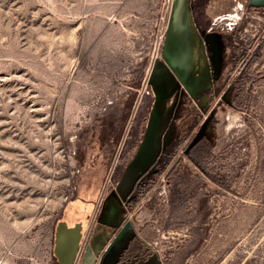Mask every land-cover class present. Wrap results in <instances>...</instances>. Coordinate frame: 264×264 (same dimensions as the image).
Here are the masks:
<instances>
[{"label":"rangeland","instance_id":"374dc122","mask_svg":"<svg viewBox=\"0 0 264 264\" xmlns=\"http://www.w3.org/2000/svg\"><path fill=\"white\" fill-rule=\"evenodd\" d=\"M247 1L0 0V264H59L61 220L82 223L85 264L104 199L137 182L131 262L186 240L190 264H264V6Z\"/></svg>","mask_w":264,"mask_h":264},{"label":"crops","instance_id":"0c3cea01","mask_svg":"<svg viewBox=\"0 0 264 264\" xmlns=\"http://www.w3.org/2000/svg\"><path fill=\"white\" fill-rule=\"evenodd\" d=\"M248 3L251 6H264V0H248ZM232 221L236 224V220L232 219L231 213L229 219L230 225ZM130 222L131 220L127 217L125 227L110 240L109 229L103 225L99 226L89 243L85 264H190L193 260H200L201 255L205 256V254L199 251L200 248H198V251L195 248L189 250V241L185 240L176 250L173 249L165 255L157 249L155 252H150V255L131 262V259L136 254L144 251L145 246L143 242L145 241L135 232L134 228L130 227ZM218 225L221 227L222 220L218 222ZM150 241L156 242L155 239H151ZM79 260L78 257L76 262H80ZM227 260V258L224 261L220 259L217 264H225ZM229 261H232V257H230Z\"/></svg>","mask_w":264,"mask_h":264},{"label":"flooded vegetation","instance_id":"af4514ba","mask_svg":"<svg viewBox=\"0 0 264 264\" xmlns=\"http://www.w3.org/2000/svg\"><path fill=\"white\" fill-rule=\"evenodd\" d=\"M248 5H249V3H248ZM251 8H253V6H251ZM234 32L235 31L226 32V33H229V35L232 36L233 38L226 36L224 39L232 47L237 48V42L234 40V35H233ZM253 53H254V51L249 55V57L252 56ZM254 55L258 56L257 53H254ZM247 61H248L247 63L252 62V61H249L248 59H247ZM237 62L238 61H236L235 63H237ZM195 148L196 147H193L192 149L187 148L185 151L186 154L189 156L192 153V151L195 150ZM164 152L167 155V161L174 157L175 152H176V146H175V140L174 139L171 140L166 145V147L164 148ZM198 164H200V161L198 162ZM139 184H140L139 182L136 183V185L134 186L133 190L129 194L126 201H124L115 191H112L107 195V197L104 199V202L101 205V208L98 211L99 213L97 215V220L94 223V225L92 226L91 231L89 232L90 233V241H91V238L94 235L95 231L97 230V228L101 225L106 226V228L109 229V240L112 237L116 236L120 232V230L125 227L127 217H128L129 208H131V206H133V204L139 199V197L141 196V193H142V192L138 191L141 189V188H139ZM82 238H83V236H82ZM90 241H89V243H90ZM80 250H81V247H80ZM80 250H79V253H80ZM138 259L139 258H137L136 260H138Z\"/></svg>","mask_w":264,"mask_h":264},{"label":"water","instance_id":"95a60500","mask_svg":"<svg viewBox=\"0 0 264 264\" xmlns=\"http://www.w3.org/2000/svg\"><path fill=\"white\" fill-rule=\"evenodd\" d=\"M188 14L186 22H188ZM165 49V59L169 66L176 72L177 76L186 84L189 90L188 83L183 80L181 76L183 70H178L176 63L171 59L169 51ZM82 228L81 222L76 223L74 226H69L67 221L61 220L58 222L55 230L54 238V254L59 262V264H75L78 258L79 250L81 247L82 240Z\"/></svg>","mask_w":264,"mask_h":264},{"label":"trees","instance_id":"16d2710c","mask_svg":"<svg viewBox=\"0 0 264 264\" xmlns=\"http://www.w3.org/2000/svg\"><path fill=\"white\" fill-rule=\"evenodd\" d=\"M243 54H244V53H243ZM256 57H257V55H254V54H253L252 56L249 57L248 60H249V61H253V60L256 59Z\"/></svg>","mask_w":264,"mask_h":264},{"label":"built area","instance_id":"2783aa9c","mask_svg":"<svg viewBox=\"0 0 264 264\" xmlns=\"http://www.w3.org/2000/svg\"><path fill=\"white\" fill-rule=\"evenodd\" d=\"M232 15H235V13H234V14H232ZM230 19H231V17H230ZM230 28H232V27H230Z\"/></svg>","mask_w":264,"mask_h":264}]
</instances>
